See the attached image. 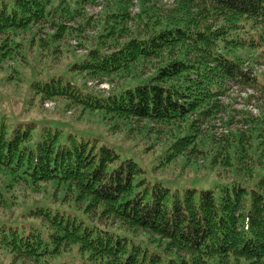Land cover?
Instances as JSON below:
<instances>
[{"label":"trees","instance_id":"obj_1","mask_svg":"<svg viewBox=\"0 0 264 264\" xmlns=\"http://www.w3.org/2000/svg\"><path fill=\"white\" fill-rule=\"evenodd\" d=\"M203 1L217 22L213 30L181 14L170 22H159L142 10L132 17L124 9L106 14L87 54L69 65L72 77L53 75L45 83L33 82L32 89L41 99L63 98L114 121L179 123L185 129L174 137L168 160L194 151L193 129L219 111L217 98L228 83L261 85L264 90L263 80L250 77V64L264 57V0ZM83 2L0 0V63L35 44H48L55 54L53 45L61 35L75 34L64 22L84 15ZM128 21L133 28L127 27ZM40 24L55 28V33L46 40L32 36L27 46L9 40ZM150 61L155 62L153 73L137 76L136 67ZM81 73L100 81L127 73L129 81L106 95L92 94L74 81ZM259 114L264 115L263 108ZM235 141L247 176L256 175L251 186L179 193L160 185L143 188L144 181L135 182L142 173L138 166L119 161L114 151L97 147L96 141L64 137L51 127L36 131L33 123L1 121L0 206L7 191L20 184L43 193L53 187V196L61 190L58 196L64 201L70 194L72 205L39 201L5 219L0 255L36 264H264V118ZM249 150L253 156L261 151L253 168L246 162ZM211 157L213 165L218 157ZM108 220L117 228L101 224ZM135 230L154 239L140 238Z\"/></svg>","mask_w":264,"mask_h":264},{"label":"rangeland","instance_id":"obj_2","mask_svg":"<svg viewBox=\"0 0 264 264\" xmlns=\"http://www.w3.org/2000/svg\"><path fill=\"white\" fill-rule=\"evenodd\" d=\"M66 1L74 5L79 0ZM82 5L84 10L82 17L73 22H64L67 28L75 30V34H62L53 45L57 50L55 54L48 44L41 48L35 44L29 51L24 48L15 59L0 63V122L4 121L11 125L33 123L36 125V131L41 127H51L60 130L64 137L74 136L78 140L90 143L96 141L97 147L114 151L119 161L131 160L135 163L142 171L135 178V182L144 181L143 188L160 185L171 192L195 190L199 193L212 190L219 192L222 188L231 189L234 185L245 188L251 186L256 175L247 176L243 167L244 161H240L233 145L236 143L235 136L241 132L246 134L250 126L255 127L264 118V115L259 114L264 107V90L259 87L261 85L251 88L229 84L225 95L223 94L218 101L219 111L211 117L200 119L196 129H193L192 133L196 136L195 150L192 152L187 150L170 160L167 158L169 154L167 150L178 131H184V125L179 123L164 125L146 119L114 121L101 112L82 111V108L66 99L45 100L35 94L32 89L33 82L45 83L53 75L66 79L72 77V73L68 71L69 65L87 54L104 28V17L112 11L128 10L131 17L141 10L147 11L154 16L152 19L156 17L159 22L175 21L181 14L182 18L189 16L194 18L201 27L209 24L213 30L217 25L205 11L209 4L203 0H84ZM60 19L63 20L58 16L57 20ZM133 26V22L128 21L127 27ZM36 28L30 32L19 33L18 37L10 35L9 40L20 41L27 46L30 37L36 36V40L37 38L46 40L56 30L47 24H40ZM76 28H79L80 32H77ZM120 40L123 41L122 38ZM262 62L264 57L259 58L256 63L259 65ZM154 63L150 61L137 66L135 74L142 78L150 76L154 70ZM257 76L259 81L264 79L263 74L258 73ZM75 77L76 84L86 92L105 95L129 81L127 73L116 74L103 81L83 73ZM218 114L224 115L226 120L217 127L213 121ZM250 146V143L246 142V147ZM260 152L253 156L252 150L248 151L247 166L253 168V161ZM212 155L218 157L213 165L209 164ZM57 191V195L53 196V187H49L48 192L43 193L37 188L32 190L23 184L7 191L6 203L0 206V227L5 225V219L21 215L28 207L39 201L60 207L72 205L70 194L62 201L58 196L62 191ZM76 210L80 211L81 208L76 206ZM111 221H101V224L108 229L117 228L118 224ZM134 234L140 238L148 236L154 239V236L139 230H135ZM0 264L36 263L23 257H7L6 254H2Z\"/></svg>","mask_w":264,"mask_h":264},{"label":"built area","instance_id":"obj_3","mask_svg":"<svg viewBox=\"0 0 264 264\" xmlns=\"http://www.w3.org/2000/svg\"><path fill=\"white\" fill-rule=\"evenodd\" d=\"M263 69H264V68H263ZM220 123H221L220 121H216V122H215V126L218 127ZM225 133H226V132H225Z\"/></svg>","mask_w":264,"mask_h":264}]
</instances>
